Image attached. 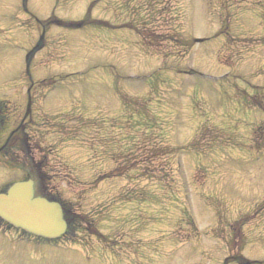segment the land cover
<instances>
[{
	"label": "rangeland",
	"instance_id": "1",
	"mask_svg": "<svg viewBox=\"0 0 264 264\" xmlns=\"http://www.w3.org/2000/svg\"><path fill=\"white\" fill-rule=\"evenodd\" d=\"M27 105L80 223L0 264H264V0H0V139Z\"/></svg>",
	"mask_w": 264,
	"mask_h": 264
},
{
	"label": "water",
	"instance_id": "2",
	"mask_svg": "<svg viewBox=\"0 0 264 264\" xmlns=\"http://www.w3.org/2000/svg\"><path fill=\"white\" fill-rule=\"evenodd\" d=\"M0 217L15 228L47 239L58 238L67 227L63 207L42 195L38 178L14 182L0 192Z\"/></svg>",
	"mask_w": 264,
	"mask_h": 264
},
{
	"label": "flooded vegetation",
	"instance_id": "3",
	"mask_svg": "<svg viewBox=\"0 0 264 264\" xmlns=\"http://www.w3.org/2000/svg\"><path fill=\"white\" fill-rule=\"evenodd\" d=\"M30 110V109H29ZM28 112L22 116L19 123L9 132L5 133V137L0 139V165L7 169L13 170L15 172L14 178L4 182L0 186V192L4 191L9 184L15 181L24 180L37 175L41 179V186L44 189V195L56 198L50 191H48V175L44 174L46 167V159L44 156L35 158L34 148L30 143V139L25 131L27 126L25 120L28 116ZM6 121L5 113L3 107L0 106V136L3 131V125ZM18 172L23 173L19 175ZM58 199V198H56ZM0 221H3L0 218Z\"/></svg>",
	"mask_w": 264,
	"mask_h": 264
},
{
	"label": "trees",
	"instance_id": "4",
	"mask_svg": "<svg viewBox=\"0 0 264 264\" xmlns=\"http://www.w3.org/2000/svg\"><path fill=\"white\" fill-rule=\"evenodd\" d=\"M85 21H87L86 17L84 19H82L81 21L68 23V25L73 26V27H77L80 24L84 23ZM145 124H146V122H145ZM63 215H64V218L66 219V222H67V228H66V231L62 237H67L68 239H70L74 236L75 231L77 230V227H78V223H80L78 221L79 216L73 212L71 207H69L67 205L64 208ZM239 261L242 262V259H240ZM244 262H246V261H243V263Z\"/></svg>",
	"mask_w": 264,
	"mask_h": 264
}]
</instances>
